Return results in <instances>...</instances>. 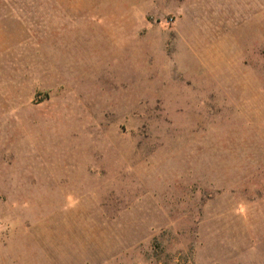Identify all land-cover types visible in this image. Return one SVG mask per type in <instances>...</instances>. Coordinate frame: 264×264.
Segmentation results:
<instances>
[{"label": "rangeland", "instance_id": "374dc122", "mask_svg": "<svg viewBox=\"0 0 264 264\" xmlns=\"http://www.w3.org/2000/svg\"><path fill=\"white\" fill-rule=\"evenodd\" d=\"M39 1L0 17V264H264V0Z\"/></svg>", "mask_w": 264, "mask_h": 264}, {"label": "crops", "instance_id": "0c3cea01", "mask_svg": "<svg viewBox=\"0 0 264 264\" xmlns=\"http://www.w3.org/2000/svg\"><path fill=\"white\" fill-rule=\"evenodd\" d=\"M35 1V0H34ZM33 0H0V17L3 19L14 18L18 23L22 25V23H28L31 18L28 13L32 7H36V5L40 4L39 0L34 2ZM36 3V5H34ZM38 13V12H37ZM34 13V14H37ZM40 20L41 22L44 19L36 18V20ZM35 21V20H33ZM2 22H0V26ZM35 27V25H33ZM44 27L45 25H41ZM26 27H30V25H26Z\"/></svg>", "mask_w": 264, "mask_h": 264}]
</instances>
